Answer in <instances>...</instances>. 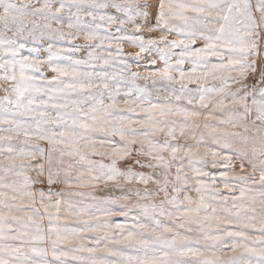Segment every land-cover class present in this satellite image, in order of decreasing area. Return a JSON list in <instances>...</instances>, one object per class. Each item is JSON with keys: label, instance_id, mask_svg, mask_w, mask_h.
Instances as JSON below:
<instances>
[{"label": "snow or ice", "instance_id": "1", "mask_svg": "<svg viewBox=\"0 0 264 264\" xmlns=\"http://www.w3.org/2000/svg\"><path fill=\"white\" fill-rule=\"evenodd\" d=\"M0 91V264H264V0H0Z\"/></svg>", "mask_w": 264, "mask_h": 264}, {"label": "rangeland", "instance_id": "2", "mask_svg": "<svg viewBox=\"0 0 264 264\" xmlns=\"http://www.w3.org/2000/svg\"><path fill=\"white\" fill-rule=\"evenodd\" d=\"M124 48H125V51L126 52H130V51H135V49H133V48H131L129 45H127V44H125L124 45ZM133 67L135 68V65H133ZM141 71H143V69H140ZM0 95H3V92L2 91H0ZM237 170H239L238 169V166H237ZM100 193H98V195H99ZM115 222H125V221H123V219H118V220H116Z\"/></svg>", "mask_w": 264, "mask_h": 264}]
</instances>
